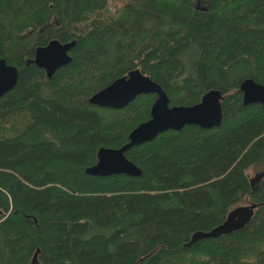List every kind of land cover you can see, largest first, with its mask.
<instances>
[{
    "label": "trees",
    "instance_id": "obj_1",
    "mask_svg": "<svg viewBox=\"0 0 264 264\" xmlns=\"http://www.w3.org/2000/svg\"><path fill=\"white\" fill-rule=\"evenodd\" d=\"M51 40L74 44L48 78L32 60ZM0 48L18 71L0 96V264H264V175L247 173L264 170V107L240 90L264 86V0H0ZM133 69L170 106L220 91L221 123L131 146L138 176L90 175L150 118L152 93L88 102ZM241 207V227L192 239Z\"/></svg>",
    "mask_w": 264,
    "mask_h": 264
},
{
    "label": "water",
    "instance_id": "obj_2",
    "mask_svg": "<svg viewBox=\"0 0 264 264\" xmlns=\"http://www.w3.org/2000/svg\"><path fill=\"white\" fill-rule=\"evenodd\" d=\"M74 41L61 43L51 40L45 46L35 49L32 60L42 68L48 78L56 69L68 64L71 60L68 52ZM17 69L7 64L1 57L0 48V96L11 90L17 81ZM244 104L259 103L264 107V86L253 79H245L240 84ZM155 94L156 98L150 109V118L138 124L128 135V141L118 148L101 147L97 151V161L86 168V172L95 176L126 174L138 176L141 170L126 156L125 152L134 145L154 139L157 134L166 130H180L185 125H197L203 129L219 127L222 119L220 91H207L199 102L193 105H169V99L164 90L148 76L138 69L129 71L125 76L115 79L103 89L89 97L92 105L121 109L128 105L139 94ZM264 175V170L256 174L253 180ZM248 220L244 207L232 210L227 220L207 232H196L192 239L215 237L241 227ZM31 264H38L37 251L33 255Z\"/></svg>",
    "mask_w": 264,
    "mask_h": 264
},
{
    "label": "rangeland",
    "instance_id": "obj_3",
    "mask_svg": "<svg viewBox=\"0 0 264 264\" xmlns=\"http://www.w3.org/2000/svg\"><path fill=\"white\" fill-rule=\"evenodd\" d=\"M199 6H204V5L200 4ZM260 171H261V170H260L259 168H254V169L251 168V169H249V170L247 171V173H248V175H249L250 178H254V176H255L256 174H258Z\"/></svg>",
    "mask_w": 264,
    "mask_h": 264
}]
</instances>
